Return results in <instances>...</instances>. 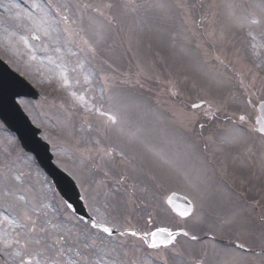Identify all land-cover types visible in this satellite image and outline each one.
I'll return each instance as SVG.
<instances>
[{"label":"rangeland","instance_id":"1","mask_svg":"<svg viewBox=\"0 0 264 264\" xmlns=\"http://www.w3.org/2000/svg\"><path fill=\"white\" fill-rule=\"evenodd\" d=\"M0 57L39 91L18 102L88 212L117 231L71 213L0 123V264H232L237 239L243 264H264V0H0ZM172 191L189 218L166 207ZM159 228L176 239L151 248Z\"/></svg>","mask_w":264,"mask_h":264},{"label":"water","instance_id":"2","mask_svg":"<svg viewBox=\"0 0 264 264\" xmlns=\"http://www.w3.org/2000/svg\"><path fill=\"white\" fill-rule=\"evenodd\" d=\"M34 37L37 36L31 34L32 39L38 40ZM20 97L36 99L38 92L0 59V120L9 131L16 134L21 146L33 154L37 164L47 173L55 190L71 211L92 225L93 219L88 216L82 204L77 186L65 172L52 162L49 145L39 137L40 130L32 125L17 103V98ZM257 110L259 112L257 119L259 128L264 126V102L258 105ZM166 203L178 215L188 209L191 204L186 198L175 193L166 198ZM166 239H168L166 233H157L158 243Z\"/></svg>","mask_w":264,"mask_h":264},{"label":"snow or ice","instance_id":"3","mask_svg":"<svg viewBox=\"0 0 264 264\" xmlns=\"http://www.w3.org/2000/svg\"><path fill=\"white\" fill-rule=\"evenodd\" d=\"M253 23H256V21H253ZM34 38H38V37H34ZM84 82L85 84H88L89 83V78L86 76L84 78ZM64 84L65 86H68V81H67V78L65 77L64 79ZM77 84H79V80H77ZM71 95L73 96H76V93L73 92L71 93ZM79 99L86 103V100H85V97L84 96H80ZM199 105H196L194 104L193 105V108H198ZM96 111L101 115V116H107V119L109 121H112V122H115V117L112 116V115H109L107 113H104L103 111H101V109L97 108ZM240 121H244L245 120V117L243 115H241L239 117ZM259 122V120H258ZM201 127H203V125H201ZM254 131H257L259 132L261 135H264V126H261L259 128H256L254 129ZM192 208H191V204L189 205V208L182 211L180 213L181 216H187L190 212H191ZM92 227L93 228H97V229H100L102 232L104 233H107L109 236L112 235V232H113V229L112 228H109L107 226H105L104 223L102 222H99L95 219H93L92 221ZM157 233H167V237L168 239L166 240H161L159 241V243L157 242ZM132 236H138L139 234L135 231H132L130 233ZM182 235L184 236H188V233L187 232H183L181 233ZM121 235H123V233H121ZM149 234L148 233H144L142 239H144V242L146 244H148L149 247L151 248H157L159 247L160 244H164V245H169V244H172L173 241L176 239V234L172 233L171 231H168L167 229H164V228H159L156 230V232H152L151 233V237H152V240H151V243L148 242L147 240V236ZM191 239L195 240L197 239V237L195 236H192ZM37 243H39V241H37ZM224 251L226 253H229L232 257V264H243V258L247 255L250 254V249L247 248V246L245 245V243L243 242H239V239H237L236 241H232L230 245H226L225 248H224ZM252 255H264V250H262L261 253H251ZM20 264H29L28 261L24 260L23 257L21 258L20 260Z\"/></svg>","mask_w":264,"mask_h":264}]
</instances>
